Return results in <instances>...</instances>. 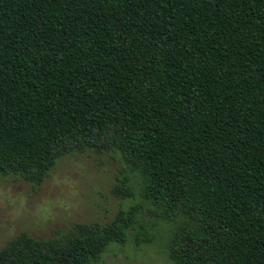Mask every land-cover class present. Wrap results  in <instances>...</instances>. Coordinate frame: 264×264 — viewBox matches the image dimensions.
<instances>
[{
  "label": "trees",
  "instance_id": "16d2710c",
  "mask_svg": "<svg viewBox=\"0 0 264 264\" xmlns=\"http://www.w3.org/2000/svg\"><path fill=\"white\" fill-rule=\"evenodd\" d=\"M87 151L138 175L173 264H264V0H0V177ZM140 207L21 233L0 264H96Z\"/></svg>",
  "mask_w": 264,
  "mask_h": 264
},
{
  "label": "rangeland",
  "instance_id": "374dc122",
  "mask_svg": "<svg viewBox=\"0 0 264 264\" xmlns=\"http://www.w3.org/2000/svg\"><path fill=\"white\" fill-rule=\"evenodd\" d=\"M117 178H127L134 199L113 195ZM139 187L140 178L118 155L92 151L60 158L39 187L12 176L0 177V249L21 233L46 240L76 223L106 224L118 211L139 205L128 242L109 246L96 264H173L165 247L171 225L148 215L149 205L140 199ZM140 228L151 234L152 241L135 246L133 235Z\"/></svg>",
  "mask_w": 264,
  "mask_h": 264
}]
</instances>
